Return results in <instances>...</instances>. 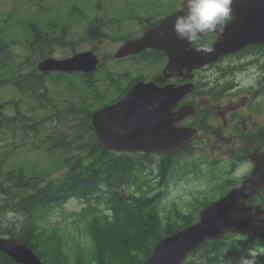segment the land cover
Returning <instances> with one entry per match:
<instances>
[{
  "label": "rangeland",
  "instance_id": "374dc122",
  "mask_svg": "<svg viewBox=\"0 0 264 264\" xmlns=\"http://www.w3.org/2000/svg\"><path fill=\"white\" fill-rule=\"evenodd\" d=\"M98 0H41L42 10H26V5L28 3L24 0H0V36L6 39L8 42H12V45L15 46L12 48V52L14 55L20 60L24 59L28 54V50L25 46H28L30 42H32L31 36H26L27 26L31 27L32 23H36V19L38 18V25L44 30V32L48 33V37L50 39L55 40V44L51 48V52L55 57H63L69 56L71 52V46L69 44L73 42V45L78 42V46L75 47L76 51L87 48V41L84 40V32L85 26L87 22L94 20L95 18H117L120 16L122 19L121 24H116L112 26H108L106 31L111 37H117L120 32L128 31L131 34L140 30V24H142L141 19H130L129 15L138 14L147 10L148 7L143 6L142 8H137L138 3L147 2L149 5V9L152 7L154 10H151L150 13L155 15H160L163 11L168 10L171 6L174 5L169 2H174V0H99V4H97ZM135 8L137 11H128L129 8ZM34 8V7H33ZM35 9V8H34ZM159 10V11H158ZM128 11V12H126ZM31 13V14H30ZM124 13V14H123ZM55 19V24L52 26L49 20ZM86 23V24H85ZM53 27L47 30V27ZM26 29V30H25ZM29 31V30H28ZM16 36V38H14ZM25 37V39H21ZM82 40V41H80ZM57 41L64 42V45H56ZM35 52H39L40 44L34 43ZM66 48H65V47ZM112 46H109L107 49H111ZM35 59V55H31V61L33 62ZM19 62V61H17ZM4 68L0 69L4 72L5 76H8L6 67L15 71L17 67L15 65H6L4 64ZM149 67V69L143 70L142 73L134 74L136 75H147L152 74L155 71V67ZM29 70V67L24 65V69L22 72H26ZM217 73L214 72L210 77L213 81V85L205 88H200L201 90H205L206 92H211L214 89L213 93L217 90L220 97V91L222 88L218 86V79L215 80ZM232 80V78H230ZM238 81V79H235ZM49 89L47 90V95L50 97V100L53 102H60L63 104V101L76 103L78 101H73V90H66L63 86L53 85L48 83ZM116 94V93H114ZM198 97L200 95H197ZM107 97L103 99L104 101L109 99ZM199 100V98H198ZM12 101L14 104L20 107L21 112L26 113L29 116V121L31 125L35 126L33 128V132L36 134L38 127V120L42 118V126L38 128L40 132H42L39 137L42 135L47 136H60L63 137L66 144H70V148H72V152L78 155H83L81 151H75L76 146L86 141L90 134L85 135L81 131V123L70 119L65 115H55L52 114L51 118H44V111H48L49 106L44 107L43 109L40 107V103L31 101V98L23 94L21 92H17L13 89V87H0V102ZM49 100L44 99V103ZM64 101V102H65ZM100 100L90 99L89 104L87 105L90 109H95L99 106ZM12 105V104H11ZM14 114L13 107L9 104L3 110V116L0 118V152L6 154L7 160H4L3 163L0 162V179L3 180L4 171L6 170H15L23 169L26 176L36 175L35 173H44L48 174L47 177L56 178L61 175V173L67 168L64 164L63 159L61 158L60 152H55L52 149L48 148L47 145L43 144H35V140H30L31 136L23 135L19 130L18 124L12 115ZM79 125L78 126H76ZM33 134V133H32ZM38 137V138H39ZM41 137L40 139H43ZM231 147H227L224 152L230 151ZM203 149L197 150L196 154L201 155ZM185 156L188 157V152L183 151L180 156V161L178 165H172V171L174 172V180L169 181L168 187L164 193V196L161 199L162 207V218L163 220H167L168 216L171 215V210L174 205H176L181 212L191 210L192 205L195 204L196 200H205L214 195L208 191V193H204L205 190L208 189V178L209 174L204 171L202 168L200 170H194L192 166V162L190 163L191 157L189 160L185 161ZM156 162L159 159L156 156H151ZM140 158V157H138ZM141 162L145 160V158L140 159ZM193 169L190 170V169ZM136 171L139 172V168H136ZM136 173V172H135ZM43 174V176H44ZM194 174H198V178L193 179L192 176ZM140 177L149 178L150 174L147 171H142L140 173ZM214 180L210 183L214 184ZM124 189H127L125 187ZM198 197V198H197ZM197 198V199H196ZM84 206L82 202L77 201L76 199L69 200L62 209H54L51 211L45 219V223L47 225H55L59 227L60 232L63 234L64 245L69 252H71V248H73V240L72 234H74L73 228V220L74 217H69L70 212L78 211L81 207ZM187 213V212H184ZM188 216V215H187ZM195 216V215H193ZM175 219V218H174ZM0 223V227H1ZM4 226V225H3ZM130 239L133 240V236L130 235ZM206 250V249H205ZM201 249L198 251L197 257L189 258L194 263L200 260V256L203 253L204 257L211 256L212 253ZM244 254L240 256H234L221 264H239V260L241 257L247 256L249 251H244ZM259 252L264 253L263 248H259ZM187 261V262H188ZM131 264V262H130Z\"/></svg>",
  "mask_w": 264,
  "mask_h": 264
},
{
  "label": "water",
  "instance_id": "95a60500",
  "mask_svg": "<svg viewBox=\"0 0 264 264\" xmlns=\"http://www.w3.org/2000/svg\"><path fill=\"white\" fill-rule=\"evenodd\" d=\"M264 0H252L249 3L251 11L249 15L257 14L254 9L262 8ZM263 14V12H260ZM176 12L164 19L160 26L163 29L172 30V21ZM258 15V14H257ZM223 46L220 42L216 43L215 51L212 53L202 52L198 54L194 65L198 66L207 61L205 55H216L219 48ZM192 53V52H189ZM204 59H199V58ZM141 93L157 92V89L152 85H139ZM185 87H178L170 95L168 106L158 110L161 116L153 118L148 122L149 131L145 136H139L137 132L139 119L134 117H117L113 122L102 119L101 114L92 116L93 124L96 130L98 139L106 147L122 148V149H162L168 150L178 147L190 139L193 132L187 130L174 129L172 123L179 120L186 114V110H180L170 114L169 111L176 103L177 99L184 93ZM172 100V101H171ZM147 106L152 103L151 100H145ZM122 105V104H121ZM160 111V112H159ZM157 112V111H156ZM157 113V114H158ZM166 134V135H164ZM135 141L134 143H131ZM127 141L129 143H127ZM242 186L230 191L226 196L219 199L201 213L199 223L185 228L184 230L163 239L157 246V252L154 259L151 258L146 264H178L184 254L191 248L195 247L206 238H219L227 230H243L250 228L256 234L264 236V223L256 217H252L247 211L244 204L245 199L249 196L247 187ZM167 247V250L164 247ZM0 248L10 249L17 259L29 261V256L12 250L11 246L6 247V244L0 241Z\"/></svg>",
  "mask_w": 264,
  "mask_h": 264
},
{
  "label": "flooded vegetation",
  "instance_id": "af4514ba",
  "mask_svg": "<svg viewBox=\"0 0 264 264\" xmlns=\"http://www.w3.org/2000/svg\"><path fill=\"white\" fill-rule=\"evenodd\" d=\"M225 58L217 72L222 97L217 99L216 119L206 118L207 143L211 148L234 145L251 150L249 153L264 151V44L246 45ZM213 81L209 78L207 85L212 86ZM246 84L247 94L228 97L234 90L243 92ZM205 112L211 115L208 109Z\"/></svg>",
  "mask_w": 264,
  "mask_h": 264
},
{
  "label": "trees",
  "instance_id": "16d2710c",
  "mask_svg": "<svg viewBox=\"0 0 264 264\" xmlns=\"http://www.w3.org/2000/svg\"><path fill=\"white\" fill-rule=\"evenodd\" d=\"M85 123L88 124V120H85ZM126 161L125 159L115 158L111 159L108 162H102L101 165V173H98L95 169H91L92 173H89L90 179L85 183H91L95 185L98 183L99 187H102L104 191H106L107 195H110L111 193H114V196L116 200L118 199V195L115 190V186L113 184L114 177L121 172V168H125ZM89 170V169H88ZM77 177V172L73 175L67 177L65 179V182L60 185L58 189H55L56 191L61 190L65 191L69 187H75L77 188L79 185L84 186V183L78 184L77 182H73ZM23 180H27L24 179ZM23 180H20L18 182V185L25 187V195L23 197V203L22 207L20 209L21 213L24 217H22V220H15L12 221L9 224V228L16 229L15 232L17 237L21 238L22 240L30 243L31 240L40 241L42 240V235L38 231L39 225L36 219L33 217V212L38 207H43L44 204L48 203L49 201L57 200V194L54 193L52 190L53 187H36L31 180H29V184H25ZM93 187V186H90ZM54 197V198H52ZM142 207V202L136 205V208L139 210ZM135 208V209H136ZM138 218V212H137ZM4 218L0 216V223ZM141 219V218H140ZM155 221L152 222V218L147 219H141L140 225L137 228V233L142 235V238H138L135 247H140L142 251L145 250V248L149 245L151 239L155 240L160 237V233L152 232L151 226H155ZM120 225H111L107 224L103 226L100 229H97L93 232L94 236H97L99 239L106 241L104 247L108 248L115 245H124V248L129 247L132 245L131 242H133L136 238H134V235L127 231H123L121 228H117ZM143 226H146L147 229H141ZM170 231V230H167ZM13 231H11L10 235ZM130 235L133 236V240L130 239ZM50 238H47L45 241V244L41 242L42 246V257L44 260V264H66L68 261V258L66 255L63 254L62 251L59 250L58 247L52 246V242L49 240ZM113 243V244H112ZM119 247V246H114ZM131 249V248H130ZM50 251V252H48ZM137 254V253H136ZM80 255H78L76 262L79 260ZM107 256L102 255L101 264H106ZM0 264H14L9 257H7L3 252H0Z\"/></svg>",
  "mask_w": 264,
  "mask_h": 264
},
{
  "label": "clouds",
  "instance_id": "9594fccd",
  "mask_svg": "<svg viewBox=\"0 0 264 264\" xmlns=\"http://www.w3.org/2000/svg\"><path fill=\"white\" fill-rule=\"evenodd\" d=\"M233 0H181L177 5L179 14L172 21V30L178 40L195 43L209 33H222L232 19ZM198 51L212 53L211 43L203 44ZM264 254L253 251L241 257L239 264H259L258 256Z\"/></svg>",
  "mask_w": 264,
  "mask_h": 264
}]
</instances>
